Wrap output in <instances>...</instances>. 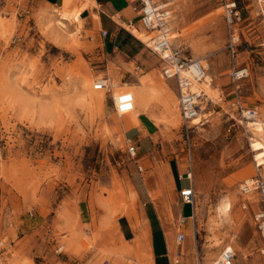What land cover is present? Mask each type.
Returning <instances> with one entry per match:
<instances>
[{
  "label": "rangeland",
  "instance_id": "374dc122",
  "mask_svg": "<svg viewBox=\"0 0 264 264\" xmlns=\"http://www.w3.org/2000/svg\"><path fill=\"white\" fill-rule=\"evenodd\" d=\"M154 1L170 4L172 43L187 60L208 65L211 90L199 85L208 101L201 122L191 123L188 139L176 82L164 78L160 58L146 49L152 66L146 80L170 85L175 115L165 109L164 90L152 94L149 132L132 141L139 149L132 156L129 137L136 134L128 135L122 125L125 115L116 113L113 91L104 90L103 105L82 97L88 79L108 77L119 87L135 86L138 78L122 81L118 66L93 63L92 53L101 44L86 20L79 29L42 0H0V264H150L140 230L155 207L164 226L178 233L179 190L188 184L179 176L190 161L198 211L182 228L186 239L173 260L212 264L231 245L235 264H264L254 220L259 195L241 192L245 181L264 179V165L257 167L251 146L255 127L240 122L234 105L239 99L257 108L264 122L259 0H238L243 19L235 57L227 47L221 0ZM138 26L146 35L156 33ZM235 66H248L250 75L236 80ZM226 198L233 202L231 220L222 223L217 207ZM243 202H250L247 209ZM181 211L191 213V204ZM215 237L225 238L221 246H213Z\"/></svg>",
  "mask_w": 264,
  "mask_h": 264
},
{
  "label": "built area",
  "instance_id": "2783aa9c",
  "mask_svg": "<svg viewBox=\"0 0 264 264\" xmlns=\"http://www.w3.org/2000/svg\"><path fill=\"white\" fill-rule=\"evenodd\" d=\"M135 5L140 16L143 28L147 31L156 32L149 42L145 45L156 53L162 60V74L166 79H173L177 85V96L179 100V108L184 123L185 135L189 139L192 130L191 123L203 115L206 109L208 97L206 92L199 87L208 77V65L202 60H187L181 54V51L174 47L171 40V14L172 11L168 7V3L158 4L154 0H128ZM223 14L229 31V41L227 47L235 57L238 52V46L241 42L242 33L239 24L243 19L242 8L238 0H221ZM262 21L264 22V0H259V11ZM102 36L106 37L107 32L102 31ZM233 75L236 80L246 78L250 75L248 66L233 69ZM96 90L106 89L109 92L116 88V83L110 78H101L96 80ZM118 86V85H117ZM115 111L119 116L131 112L135 109L136 99L130 91H121L117 96L112 94ZM235 107L239 114L240 122L246 124L247 128L254 126L251 124L259 120V112L255 107L244 106L241 100L236 99ZM264 127V122L262 123ZM251 125V126H250ZM128 152L135 156L138 150L136 143L129 140ZM262 166L257 162V167ZM193 168L191 161L185 175H180V179L189 181L188 186H182L179 190L182 203L191 204L192 216L182 215L177 224V241L181 244L186 239V234L182 230L187 219L193 218L195 208L196 191L192 183ZM241 192L244 196L249 197L254 193L259 195L261 206L254 212V220L256 222L262 245L259 252L264 256V179L259 176L251 181H245L241 186ZM248 201L250 199H247ZM250 202H243L242 207L248 208ZM236 250L231 245H226L219 257L212 264H235ZM175 264L180 263L177 258Z\"/></svg>",
  "mask_w": 264,
  "mask_h": 264
},
{
  "label": "crops",
  "instance_id": "0c3cea01",
  "mask_svg": "<svg viewBox=\"0 0 264 264\" xmlns=\"http://www.w3.org/2000/svg\"><path fill=\"white\" fill-rule=\"evenodd\" d=\"M42 1L55 7H60L63 3V0ZM94 2L95 4H89L88 7H85L81 11L82 19L88 20L86 21L88 22L90 29L96 33V38L101 44V46L96 48V50L92 53L93 63L96 65L104 63L107 66L110 63H113L115 69L116 66L120 68L122 81L127 78L126 76H128V78L134 76L135 79L136 77L138 78V83H135L134 85H139L141 79H147L152 71L149 57L145 56L146 49L155 54V56H159L144 45L145 43L143 41L139 40L125 27V25H131L139 29L138 25L141 23V20L137 8L135 9V5L128 0H94ZM85 3H87L85 0H76V6H81ZM94 15H97L98 19H94ZM102 31L107 32L106 37L102 36ZM129 33H131L134 37L130 36ZM160 66L162 71V60ZM124 83L127 82H123V84ZM140 118L142 120L141 126H135L128 129V135L132 132H135L136 134L135 137H129V140L134 142L140 140L143 132H149L148 129L150 128V121L148 120L151 119L150 116L145 114ZM185 181L188 182L186 185L188 186L189 181ZM135 189L138 193V188L136 186ZM150 201L153 203L152 200ZM182 205H184V203L180 202L178 208L180 211V217L183 215V212L181 211ZM191 213L185 214V216H190ZM147 216L151 234V247L149 246L148 251V253H150V264H175L173 256H177V245L180 244L177 241V233H173L170 228H166L164 226L163 221L155 207L152 215ZM174 226L176 227L177 224ZM128 229H131L130 231L134 232L131 226ZM169 234L171 235V238ZM134 235L135 233H133V236ZM133 236L130 238H134Z\"/></svg>",
  "mask_w": 264,
  "mask_h": 264
},
{
  "label": "bare ground",
  "instance_id": "6f19581e",
  "mask_svg": "<svg viewBox=\"0 0 264 264\" xmlns=\"http://www.w3.org/2000/svg\"><path fill=\"white\" fill-rule=\"evenodd\" d=\"M87 3H85L82 7L76 6V0H63V3L60 7H56V10L59 17H66L67 20L69 22H71L72 24H77V28H81L83 25V19L81 17V11L85 8L88 7L89 4L91 5L92 3L95 4L94 0H86ZM259 3V2H258ZM170 5V4H168ZM259 6V4H257ZM170 8V7H169ZM259 8V7H258ZM171 9V8H170ZM46 10V9H45ZM51 10V9H50ZM49 11V10H47ZM44 12V11H42ZM52 12H54L52 10ZM51 12V13H52ZM41 13V12H40ZM47 13V12H44ZM55 13V12H54ZM47 16V15H46ZM49 16V15H48ZM52 16V14H51ZM54 16V15H53ZM57 16V15H56ZM45 18V17H44ZM51 18V17H49ZM55 18V16H54ZM53 19V17H52ZM56 19V18H55ZM94 19H98L97 15H94ZM48 20V19H47ZM54 20V19H53ZM52 20V21H53ZM87 20V19H85ZM172 20V19H171ZM51 21V19H50ZM88 21V20H87ZM49 23V22H47ZM85 24V22H84ZM59 25L63 28L66 27V23L59 21ZM86 25V24H85ZM75 26V25H74ZM125 27L131 31V33H133L139 40L143 41V42H149L154 35L150 34V35H146L145 33H143L142 31H140L139 29H137L135 26H131V25H125ZM102 38V37H101ZM175 42V40H174ZM178 44V43H177ZM197 46V45H196ZM199 46V45H198ZM180 47V46H179ZM201 48V47H199ZM197 49V48H196ZM198 50V49H197ZM242 54V53H241ZM207 55V54H206ZM198 56V55H197ZM200 56V55H199ZM199 58V57H198ZM206 63V62H205ZM216 64V63H215ZM211 67V66H210ZM210 70V69H209ZM230 70V68H229ZM213 74V73H212ZM162 76V75H161ZM209 76V75H208ZM214 76V75H213ZM110 77V76H109ZM97 83L96 80L92 81L90 79L87 80V82L84 84V91L85 94L83 95L82 99L83 101L87 102L90 105H103L105 103L106 97L104 95V89L102 90H96L95 89V84ZM116 83V82H115ZM118 84L116 83V87ZM201 85H204L206 90L209 92L211 90V82H210V78L207 77V80H205V82H202ZM83 89V88H82ZM164 90L167 93V98H166V105H165V109L168 113V115L170 116H174L175 115V104L176 101L175 99L172 97V94L170 92H172L171 87L169 84L166 83H161L159 85H156L152 82H149L146 79H141V81L139 82V85L137 86H129L127 83H124L122 86H119L118 88H116L115 90H113V92L116 94V96L121 92V91H130L131 93L134 94L135 99H136V103H135V109L131 112H128L125 115L124 119L121 121L122 125L124 126V128L126 130L131 129L132 127L135 126H141V118L142 115H145L148 112V108L150 106L151 103V96L152 94L155 95V92H157L158 90ZM218 90V89H217ZM160 92V91H159ZM217 92V91H214ZM216 94V93H214ZM220 94V93H219ZM154 97V96H153ZM216 97V96H215ZM162 99V98H161ZM215 100V99H214ZM163 102V101H162ZM161 103V102H160ZM165 104V103H164ZM46 110V109H44ZM233 116V115H232ZM236 118V116H234ZM121 120V118H120ZM119 121V120H118ZM195 123H200L201 122V116L196 118L194 120ZM235 123V122H234ZM254 125V132H255V136L251 139V146H255V149H252L255 152V159L258 160L259 164L264 165V127L263 124L258 120L256 123L251 124ZM184 130V129H183ZM247 131V130H246ZM144 133V132H143ZM185 133V132H184ZM186 137V136H185ZM187 138V137H186ZM250 142V141H249ZM139 150V149H138ZM190 150V149H189ZM142 162V161H141ZM254 162V161H253ZM146 164V163H145ZM148 165V164H147ZM147 167V166H146ZM243 171V170H242ZM156 174V173H155ZM264 175V174H263ZM150 177V176H149ZM152 177V175H151ZM150 177V178H151ZM263 177V176H262ZM157 178V177H156ZM158 180V179H157ZM194 181V180H193ZM251 181V180H249ZM157 182V181H156ZM195 182V181H194ZM152 183V182H151ZM155 184V183H154ZM157 184V183H156ZM160 186V185H159ZM159 188V187H158ZM133 189V188H132ZM151 189V188H150ZM134 191L132 192V196L133 199H136L137 196V191L135 189H133ZM154 191V190H152ZM156 192V191H154ZM153 192V193H154ZM160 192V191H158ZM151 193V194H153ZM150 194V195H151ZM159 194V193H158ZM153 196V195H152ZM156 200V199H155ZM138 201V200H137ZM133 202V201H132ZM131 202V203H132ZM135 203V201L133 202ZM232 203L230 199L226 198L223 199L218 207V220H221V222L223 223V221H228L231 220L230 218V212L232 209ZM137 204V203H136ZM140 204V203H138ZM143 205V204H142ZM139 206V205H138ZM143 208V207H141ZM143 210V209H142ZM197 214L198 211V204L196 203V209H195ZM145 211V210H144ZM136 212V211H135ZM127 213V212H126ZM141 213V212H140ZM137 214V212H136ZM196 217V216H195ZM212 222V221H211ZM220 222V223H221ZM230 222V221H229ZM215 223V222H214ZM228 223V222H227ZM233 223V222H232ZM143 230L141 229L140 231H144V241L146 243V247L147 250L149 251V246H150V229H149V224L148 222H145V224H143ZM219 225V224H218ZM224 225V224H223ZM222 225V226H223ZM221 226V227H222ZM220 228V227H219ZM216 230V229H215ZM214 232V231H213ZM122 233V232H121ZM229 234V233H228ZM226 234V235H228ZM168 235V234H167ZM170 238L171 235L169 234ZM214 236V235H213ZM217 236V235H216ZM212 237V236H211ZM223 237V236H222ZM216 238V237H215ZM173 239V238H172ZM214 239V238H212ZM223 239V238H222ZM219 238H216L215 243H213V246H219L223 240H225V238L222 240ZM4 240V239H3ZM239 243V242H238ZM223 244V243H222ZM242 245V244H241ZM221 246V245H220ZM151 247V246H150ZM211 247V246H210ZM216 248V247H215ZM215 252V251H214ZM211 253V252H210ZM216 254L212 252V255ZM150 256V253H149ZM145 260V259H144ZM244 262V261H243Z\"/></svg>",
  "mask_w": 264,
  "mask_h": 264
}]
</instances>
